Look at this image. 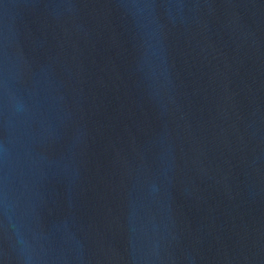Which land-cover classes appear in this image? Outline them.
I'll return each instance as SVG.
<instances>
[{
  "label": "water",
  "instance_id": "water-1",
  "mask_svg": "<svg viewBox=\"0 0 264 264\" xmlns=\"http://www.w3.org/2000/svg\"><path fill=\"white\" fill-rule=\"evenodd\" d=\"M0 264H264V0H0Z\"/></svg>",
  "mask_w": 264,
  "mask_h": 264
}]
</instances>
